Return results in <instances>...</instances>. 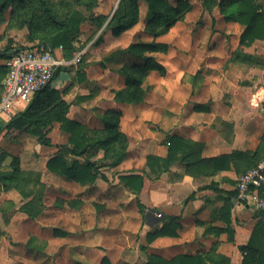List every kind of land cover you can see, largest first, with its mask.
I'll return each instance as SVG.
<instances>
[{"label":"crops","instance_id":"obj_1","mask_svg":"<svg viewBox=\"0 0 264 264\" xmlns=\"http://www.w3.org/2000/svg\"><path fill=\"white\" fill-rule=\"evenodd\" d=\"M190 3L187 18L184 16L183 21L175 22L160 36L153 37L144 30L148 11L146 2L141 0L137 23L120 35L114 36L109 31L92 42L95 37L81 33L68 57L62 54V48L55 49L68 60L76 52L84 51L81 63L59 66L49 83V87L58 90L69 103L66 117L84 128L97 130L103 126L100 117L104 111L120 110L119 129L127 137V149L116 164L101 161L103 151L98 150L90 160L99 166L104 177L80 184L46 167L47 160L61 150L68 160H84L83 156L65 151L69 150V134L59 122L52 124L47 133L52 145H39L37 151L42 164L39 168L42 209L34 217L23 214V225L19 229L16 221L22 212L14 210L6 217L0 213V231L10 229L9 234L14 237L18 236L20 228L27 232L21 247L29 252L22 251L25 256H31L28 261L42 264L44 261L34 258V254L43 252L47 246L37 245L35 241L38 248L30 250L26 246L29 237L34 236L39 241L46 239L50 245L45 236L49 231L54 240L76 232L84 207L82 204L69 207L66 201L79 199L77 194L86 189L95 196L100 188L108 192L106 196L110 201L134 199L138 205L140 203L141 234L147 246L142 248L147 251L170 258L215 248L217 253L228 256L231 263L241 261L240 246L249 240L260 215L248 205L235 204L236 183L239 175L264 159V105L254 100L255 92L264 88V61L256 64L246 56L257 55L254 46L264 39L243 45L240 35L244 25L225 19L218 4L207 8L203 0L199 6L196 0ZM195 18L202 20L195 21ZM186 23L184 34L187 32V37L174 36L176 29ZM18 34L22 44L28 43L22 36L24 33ZM133 41L161 42L168 44V48L143 54L125 50ZM145 56L154 57L165 71L147 73L141 83L146 89L142 101H116L114 91L125 86L119 69L142 66ZM27 105L17 100L9 115L0 114V139L8 130L4 127L8 120ZM172 137L185 140V156H177L166 170L155 175L147 166V155L164 157ZM132 170L143 177L138 191L119 179V175ZM50 196L55 208L48 211L46 203ZM158 212L161 216L156 215ZM168 217H174L178 224L175 236L170 235V227L162 228ZM154 232L161 233L148 241L146 235ZM262 242L260 239L258 243ZM9 260L10 256L3 261Z\"/></svg>","mask_w":264,"mask_h":264},{"label":"trees","instance_id":"obj_2","mask_svg":"<svg viewBox=\"0 0 264 264\" xmlns=\"http://www.w3.org/2000/svg\"><path fill=\"white\" fill-rule=\"evenodd\" d=\"M11 1L13 5L10 9L9 19L14 17L20 10L24 8V0H0V13L5 9L7 3ZM44 4L49 10H53L54 3L58 0H44ZM139 0H120L119 5L111 17L108 28L115 36L120 35L123 31L128 30L137 23L139 18L138 12ZM147 5L148 19L144 30L153 37L160 36L173 26L179 20H182L192 7L190 0H177L173 4L170 0H144ZM203 4L207 8L214 5L219 6L224 18L227 20H235L244 25V29L240 35V43L248 45L255 39H264V13L258 10L255 0H203ZM48 21L52 31L41 33V23L28 20L22 24L26 28L24 39L26 44L14 46L11 38H8L7 45L0 50V94L2 90V80L7 72V65L4 61L10 56L13 50H18L28 44L39 43L45 48L56 49L62 47V54L70 56L73 44L78 39L79 26L84 18L82 12L78 9H71L65 18H55L54 14L50 15ZM105 20L99 22L100 27ZM98 25V26H99ZM17 27V28H23ZM13 44V45H12ZM168 44L155 41H133L125 50L143 54L147 51H166ZM253 59L256 64H262L263 59L259 56H246ZM145 63L142 66L132 65L123 66L119 69L124 75L125 86L114 91V99L119 102L133 103L140 102L144 99L146 89L141 87L145 76L150 70H157L160 73L165 71L163 65L152 56L144 57ZM81 63V62H80ZM69 103L61 96L56 89L50 88L49 84L35 94L33 100L28 103L26 108L13 115L5 124V128H18L36 138L39 145L51 146L50 138L47 133L51 129L54 122H59L61 128L66 131L68 136V149L65 150L74 156H83V162L77 159L68 160L62 150L54 153L46 162L49 171L69 178L77 183L86 184L95 181L99 176L104 174L99 171V166L90 158L95 156L98 150L102 149L103 155L101 161H110V164H116L126 153L127 137L119 129V119L121 111L117 109H109L104 111L100 119L102 128L91 130L84 128L79 122L70 120L66 117ZM185 140L179 137H172L168 145V151L164 157L153 154L147 155V166L155 175H159L166 170L168 166L174 162L179 156L184 158L183 146ZM179 154V155H178ZM258 161L254 166H256ZM252 166V167H254ZM250 167V168H252ZM248 168V169H250ZM247 169V170H248ZM21 168L18 158L14 157L10 164V168L0 169V186L2 190L14 188L28 198L27 205L23 207V211L28 216L34 217L39 213L41 208V193L43 187L39 183L40 175L35 178L33 185H29V179L21 178ZM119 179L129 188L136 191L140 190L142 184V175L137 171H128L119 175ZM36 184V186H34ZM236 193V190L234 194ZM25 203V204H26ZM62 204L60 201L59 205ZM69 207H78L82 204L79 199H69L66 201ZM36 205V207H35ZM140 208L142 206L139 203ZM2 216H8L12 210L7 213L0 211ZM259 213V219L250 234L246 244L240 246L243 253L242 259L237 264H264V215ZM162 228L170 227L172 232L170 235H176L175 229L178 224L174 217H168ZM162 230V229H161ZM161 232L147 234V240L151 241ZM261 239L262 244L258 243ZM36 237L30 236L26 242L27 248L36 250ZM74 264H85L79 260H75ZM99 264H112L107 256H103ZM124 264H139L125 262ZM141 264H236L231 263L228 256L217 253L215 248H211L205 253L194 254H177L170 258L163 257L156 253H150L146 257V261Z\"/></svg>","mask_w":264,"mask_h":264},{"label":"rangeland","instance_id":"obj_3","mask_svg":"<svg viewBox=\"0 0 264 264\" xmlns=\"http://www.w3.org/2000/svg\"><path fill=\"white\" fill-rule=\"evenodd\" d=\"M119 1L58 0L54 3L53 10H49L44 4V0H24V8L10 19V9L16 4L9 1L5 9L0 13V50L6 47L8 38L12 39L14 46L22 44L20 41L22 38L20 39L18 33L26 35V28L22 24L28 20L40 21L42 28L39 32H50L53 30L48 24V21L52 20L50 15L54 14L55 18L63 19L71 9H78L84 16L79 26L80 32L77 37H81V33H84L85 37H95L92 42L98 41V37H103L106 32L110 31L108 23L114 15ZM171 2L175 4L177 0H171ZM196 3L199 6L202 0H196ZM102 20L105 21L100 27L99 22ZM198 20L202 19L195 18V21ZM177 29L174 36L187 37V32L184 34V31H187V23ZM24 35L22 36L24 37ZM14 36H17V40L14 39ZM254 52L258 53L257 56L264 61V42H257L254 46ZM0 62H2L1 59ZM38 150L39 144L33 135L17 128L8 129L0 139V169L6 170L10 168L13 158L17 157L21 168V178L29 179V185H33L36 181L35 178L38 177L39 168L42 166ZM90 192L91 190L86 189L77 194L79 200L83 202L82 206H80L84 207V212L77 220L79 226L76 232L63 239L54 240L52 232L49 231L45 236L49 239L50 245L46 239H40V241L36 239L37 245L44 247L47 244V246L43 252H36L34 258L44 261L42 264H73L75 260L85 264H98L103 256H107L112 264H124L125 261L139 264L145 262L147 253L154 252L147 251V248H142L147 246L142 237L143 234H141L143 219L141 215L142 209L138 203L134 199H125L123 202L110 201L109 197L106 196L108 192L103 188L94 193L95 196H91ZM53 200V196H50V200L46 203L48 211L55 208ZM27 201L28 198L24 197L19 190L10 188L5 191L0 186V211L9 213L11 210L12 212L16 210L22 212L18 214L16 221L18 229L23 225L22 219L28 215L22 210L27 205ZM23 214L26 215L23 216ZM69 219L72 220L70 215ZM48 220L52 219L48 218ZM7 230L0 231V264H5L6 261L3 260H6L8 256H10L11 260L6 264H34L28 261L31 256L24 255V252H29L24 248L22 250L21 247L27 238V232L20 228V233L14 237L9 234L10 229ZM24 260L28 262H23Z\"/></svg>","mask_w":264,"mask_h":264},{"label":"built area","instance_id":"obj_4","mask_svg":"<svg viewBox=\"0 0 264 264\" xmlns=\"http://www.w3.org/2000/svg\"><path fill=\"white\" fill-rule=\"evenodd\" d=\"M258 10L264 13V0H255ZM61 50V46L58 47ZM83 50L76 52L71 60L58 55L55 49L39 43L28 44L13 50L5 60L7 72L2 80L0 114L9 115L17 100L30 103L35 94L45 88L54 72L61 65L78 64ZM254 100L264 105V88L256 91ZM234 196L236 205H248L264 215V159L256 166L239 175ZM161 216V213H156Z\"/></svg>","mask_w":264,"mask_h":264}]
</instances>
